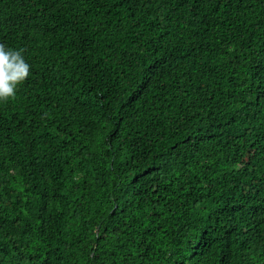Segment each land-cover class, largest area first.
Wrapping results in <instances>:
<instances>
[{"label":"trees","instance_id":"trees-1","mask_svg":"<svg viewBox=\"0 0 264 264\" xmlns=\"http://www.w3.org/2000/svg\"><path fill=\"white\" fill-rule=\"evenodd\" d=\"M0 45V264H264V0H0Z\"/></svg>","mask_w":264,"mask_h":264},{"label":"clouds","instance_id":"clouds-1","mask_svg":"<svg viewBox=\"0 0 264 264\" xmlns=\"http://www.w3.org/2000/svg\"><path fill=\"white\" fill-rule=\"evenodd\" d=\"M29 73L30 65L19 50L0 45V101L14 98Z\"/></svg>","mask_w":264,"mask_h":264}]
</instances>
